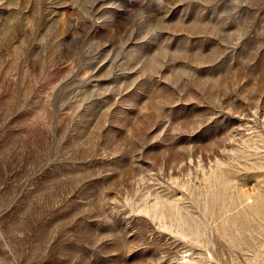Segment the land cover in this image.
Returning <instances> with one entry per match:
<instances>
[{"label": "rangeland", "instance_id": "rangeland-1", "mask_svg": "<svg viewBox=\"0 0 264 264\" xmlns=\"http://www.w3.org/2000/svg\"><path fill=\"white\" fill-rule=\"evenodd\" d=\"M0 264H264V0H0Z\"/></svg>", "mask_w": 264, "mask_h": 264}]
</instances>
